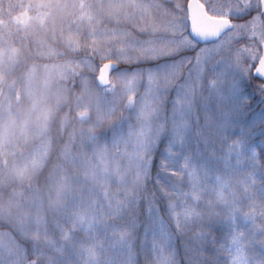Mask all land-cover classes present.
I'll return each instance as SVG.
<instances>
[{
  "label": "snow or ice",
  "instance_id": "snow-or-ice-1",
  "mask_svg": "<svg viewBox=\"0 0 264 264\" xmlns=\"http://www.w3.org/2000/svg\"><path fill=\"white\" fill-rule=\"evenodd\" d=\"M102 7L53 70L109 104L49 177L82 163L92 198L0 234V264H264V0Z\"/></svg>",
  "mask_w": 264,
  "mask_h": 264
},
{
  "label": "trees",
  "instance_id": "trees-1",
  "mask_svg": "<svg viewBox=\"0 0 264 264\" xmlns=\"http://www.w3.org/2000/svg\"><path fill=\"white\" fill-rule=\"evenodd\" d=\"M106 1L75 0L71 20L80 30L79 36L104 17ZM40 17L35 0H0V34L17 59V64L0 66V234L13 237L15 228L29 235L51 230L63 203L92 198L94 185L82 163L66 165L58 184H50L49 177L69 137L89 127L82 114L109 106L95 83L85 90L78 77L54 83V89L59 86V95L62 93L59 99L54 89L39 96L30 92V83H40L52 66L75 58L67 43H63V54L50 55L58 42L47 35L40 43L34 42L41 34L36 30ZM93 90L98 98H93ZM112 101L119 103L118 94ZM80 151L81 161L92 154L90 148Z\"/></svg>",
  "mask_w": 264,
  "mask_h": 264
},
{
  "label": "rangeland",
  "instance_id": "rangeland-1",
  "mask_svg": "<svg viewBox=\"0 0 264 264\" xmlns=\"http://www.w3.org/2000/svg\"><path fill=\"white\" fill-rule=\"evenodd\" d=\"M106 2H108V0ZM75 3V0H35V7L38 8V12L41 15V21L37 24L36 30L39 28L41 34L34 38V42L40 43L44 35H47L52 42H58L55 47L50 44V48L53 46L50 55L56 57L61 53L63 54V43H67L69 45L70 41L74 42L80 37V30L77 29L76 24L73 25L74 22L71 20L75 11ZM102 11L105 13L104 8ZM1 29L2 26H0V30ZM66 47L69 48L68 46ZM12 52L14 51L10 47L6 46L0 34V66L5 63L7 65L11 63L17 64L16 55H13ZM55 66H52L45 75L43 74L42 81L40 83L36 85L30 83V92H34L36 93V96H39V93L44 92V94H46L48 93L47 89L52 91V89L56 87L54 83L61 79L53 77V70ZM58 88L54 89V91L58 93L57 98L59 99L62 93L59 95ZM91 92L94 96L93 98H98V93L94 90ZM46 115H48V113H46ZM43 119L44 117L41 118L42 121ZM0 145L2 144L0 143ZM1 149L2 146H0V151Z\"/></svg>",
  "mask_w": 264,
  "mask_h": 264
}]
</instances>
